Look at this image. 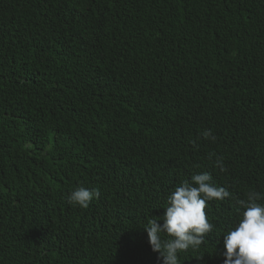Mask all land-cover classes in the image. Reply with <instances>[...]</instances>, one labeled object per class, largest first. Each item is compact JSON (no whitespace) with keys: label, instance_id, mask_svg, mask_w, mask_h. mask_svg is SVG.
Wrapping results in <instances>:
<instances>
[{"label":"trees","instance_id":"trees-1","mask_svg":"<svg viewBox=\"0 0 264 264\" xmlns=\"http://www.w3.org/2000/svg\"><path fill=\"white\" fill-rule=\"evenodd\" d=\"M203 173L231 197L179 264L264 197V0H0V264H163L147 219Z\"/></svg>","mask_w":264,"mask_h":264},{"label":"clouds","instance_id":"clouds-1","mask_svg":"<svg viewBox=\"0 0 264 264\" xmlns=\"http://www.w3.org/2000/svg\"><path fill=\"white\" fill-rule=\"evenodd\" d=\"M194 96L193 90L192 100ZM201 138L211 142L216 140L210 130L203 131ZM192 144L196 147L195 141ZM222 161V157H217L213 166L224 172ZM100 195L97 189L79 187L68 195V203L86 209ZM230 197L231 193L225 187L212 184V176L208 173L193 175L190 182L185 180L175 187L167 198L164 215L151 216L144 228L151 250L159 254L157 259H162L163 264H179V253L198 250L205 243V237L214 230L205 212L208 202ZM262 198L260 193L250 191L246 200L238 201V225L223 236L225 264H264V205L258 203ZM161 219L162 226L158 223ZM162 235L167 239H162Z\"/></svg>","mask_w":264,"mask_h":264},{"label":"bare ground","instance_id":"bare-ground-1","mask_svg":"<svg viewBox=\"0 0 264 264\" xmlns=\"http://www.w3.org/2000/svg\"><path fill=\"white\" fill-rule=\"evenodd\" d=\"M179 255V254H178ZM180 260V259H179Z\"/></svg>","mask_w":264,"mask_h":264}]
</instances>
